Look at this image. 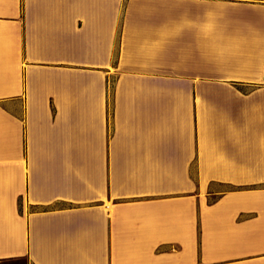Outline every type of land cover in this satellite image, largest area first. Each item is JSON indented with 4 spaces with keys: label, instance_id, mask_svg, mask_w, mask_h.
Masks as SVG:
<instances>
[{
    "label": "crops",
    "instance_id": "obj_1",
    "mask_svg": "<svg viewBox=\"0 0 264 264\" xmlns=\"http://www.w3.org/2000/svg\"><path fill=\"white\" fill-rule=\"evenodd\" d=\"M0 264H264V0H0Z\"/></svg>",
    "mask_w": 264,
    "mask_h": 264
},
{
    "label": "trees",
    "instance_id": "obj_2",
    "mask_svg": "<svg viewBox=\"0 0 264 264\" xmlns=\"http://www.w3.org/2000/svg\"><path fill=\"white\" fill-rule=\"evenodd\" d=\"M238 85V87H240V88H242V84L241 83H238L237 84ZM114 85L112 84V87H113ZM260 184H253V185H251L250 187H257V186H259ZM215 199H216V197H213V198H210V201H215Z\"/></svg>",
    "mask_w": 264,
    "mask_h": 264
},
{
    "label": "rangeland",
    "instance_id": "obj_3",
    "mask_svg": "<svg viewBox=\"0 0 264 264\" xmlns=\"http://www.w3.org/2000/svg\"><path fill=\"white\" fill-rule=\"evenodd\" d=\"M229 187H231V186H228V185H219V184L215 185V188H217V189H225V188H229ZM212 196H215V195H212Z\"/></svg>",
    "mask_w": 264,
    "mask_h": 264
}]
</instances>
